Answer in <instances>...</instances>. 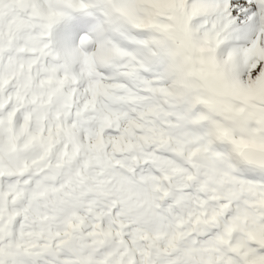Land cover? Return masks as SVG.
I'll return each instance as SVG.
<instances>
[{"label":"snow or ice","instance_id":"6c2138e0","mask_svg":"<svg viewBox=\"0 0 264 264\" xmlns=\"http://www.w3.org/2000/svg\"><path fill=\"white\" fill-rule=\"evenodd\" d=\"M0 264H264V0H0Z\"/></svg>","mask_w":264,"mask_h":264}]
</instances>
